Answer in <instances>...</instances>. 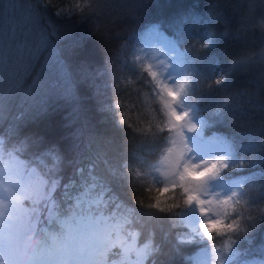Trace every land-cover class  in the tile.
I'll return each instance as SVG.
<instances>
[{
	"label": "trees",
	"instance_id": "16d2710c",
	"mask_svg": "<svg viewBox=\"0 0 264 264\" xmlns=\"http://www.w3.org/2000/svg\"><path fill=\"white\" fill-rule=\"evenodd\" d=\"M261 22L264 0H0V41L22 45L0 69L9 76L4 93L0 81V143L55 182L37 232H58L87 206L122 223L126 236L137 232L139 244L151 242L145 264H192L206 247L178 240L194 236L178 222L187 206L180 189L159 197L171 210L148 207L159 194L150 171L170 138L157 82L136 56L155 25L187 53L186 101L206 132L230 144L222 176L243 183L224 221L234 228L213 230L207 242L230 239L237 261L264 262ZM119 250L112 246L105 263L121 258Z\"/></svg>",
	"mask_w": 264,
	"mask_h": 264
},
{
	"label": "rangeland",
	"instance_id": "374dc122",
	"mask_svg": "<svg viewBox=\"0 0 264 264\" xmlns=\"http://www.w3.org/2000/svg\"><path fill=\"white\" fill-rule=\"evenodd\" d=\"M18 4V2H14ZM16 16L12 18L15 20ZM12 27V25H11ZM10 27V30H11ZM13 28V27H12ZM150 31L142 40V44L137 50V61L146 69L151 67L152 71L158 74V79L169 84L180 92L179 101L176 105L177 111L187 113L185 120L182 122L180 134L170 132V138L165 152L152 165L150 175L156 181V188L162 189L165 185L169 187L176 186L175 190L180 189L179 171L183 170L185 163L201 165L209 167L212 164H218L219 167L215 174H209L202 179V190L200 196L206 203L205 208L209 209L207 216H201L198 206L193 203L187 205L182 211H179L178 222L187 226L194 231V236H180V241H202L207 245L196 255L192 264H262L250 260H238L239 250L236 242L226 239L222 244L217 245L207 242V237L201 230L200 225L206 219H222L226 220L228 214L231 213L235 204L240 200V193L243 188L242 182L231 183L223 178L222 170L229 166L232 160V150L230 144L224 138L214 134L207 133L204 129V120L195 115L192 105L186 101L184 97L185 89L188 86L192 72L188 67L187 53L179 48L174 41L166 38L165 35L159 33L158 28L152 25ZM2 37V36H1ZM22 45L17 41H7L5 44L0 41V69L2 64L12 61L7 53L12 49L20 48ZM31 44H26V47ZM2 54L6 55V61L2 63ZM2 84V93L8 90V75H0ZM156 81V80H155ZM159 95L160 90H159ZM168 119V118H167ZM176 141L175 145L173 141ZM186 144L188 151L185 153L184 159L179 162L177 172L175 169L169 168V163L176 159L177 151L183 150V144ZM169 148L174 151L169 153ZM167 158V159H166ZM237 167V166H233ZM168 175L165 176L164 173ZM199 179V177H197ZM28 185L29 192L23 193L22 186ZM55 182H50L42 173L32 169H28L15 156H7L3 151L2 142L0 143V201L5 204L12 198L30 195L31 199L22 198L20 203L26 211H32L35 218V227L39 220L42 203L46 204L50 201V194L54 189ZM181 190V189H180ZM182 191V190H181ZM174 192V191H170ZM159 193L157 196L166 200V196L173 197V194ZM183 192V191H182ZM231 197L227 205H221L219 201ZM41 205V206H39ZM85 215L75 216L71 227L73 234L78 238L85 237L84 242L88 243V235L93 229H98V238L103 242L105 249V257L102 264H106L108 251L114 245H119V256L117 260H111L107 264H145L147 258L142 256V250L147 247L149 255L151 253V242L147 241L139 244L137 232H131L128 238L125 232L121 231L122 223L109 224L108 220L101 213H96L91 207L83 208ZM113 234V235H112ZM212 235V234H211ZM119 260H125L122 263ZM109 261V260H108Z\"/></svg>",
	"mask_w": 264,
	"mask_h": 264
},
{
	"label": "snow or ice",
	"instance_id": "6c2138e0",
	"mask_svg": "<svg viewBox=\"0 0 264 264\" xmlns=\"http://www.w3.org/2000/svg\"><path fill=\"white\" fill-rule=\"evenodd\" d=\"M146 70L156 80V86L160 90L161 104L165 110V116L168 118L166 125L167 132H175L179 135L182 122L187 116V113L178 112L176 108L180 92L169 84L159 80L158 74L152 71L150 66ZM220 82V80L216 81L217 84ZM0 112H2V109H0ZM157 127L161 131H164V128ZM175 143L176 141L174 140L173 144L175 145ZM168 151L171 153L174 149L169 148ZM187 151V146L184 143L183 150L177 151V157L169 163V168L175 169L177 172L179 162L184 159ZM218 167V164L202 167L201 165L185 163L183 170L179 171L178 174L179 180L181 181L179 188L183 191L185 197L184 204L191 205L195 203L200 210L201 216L204 217L209 214V209L205 208L204 205L206 203H212V201H205L200 196L202 179L209 174H215L214 170H217ZM164 175L167 176L168 173L165 172ZM175 187L165 185L162 189L158 188L156 191L158 193H168L175 191ZM29 190L28 185L22 186L21 191L23 193H27ZM22 198L31 199V196L16 197L13 195L7 204L0 201V264H17V244L30 240L36 235H41L36 230V221L32 215V211H26L20 203ZM231 199V197H228L219 201V203L221 205H227ZM148 207L160 212H167L175 207V205L161 206L158 196L156 203L149 204ZM60 224L61 227L58 232H43V234L57 233L58 242L56 244H46L35 264H102L105 257V249L103 242L98 238V229H93L89 233L87 237L88 243H85V237L81 236L78 238L73 234V229L69 221H61ZM234 226L235 221L233 224L225 225L222 219H206L201 223L200 228L207 237L211 238L213 230L219 232L224 228H234ZM142 256H149L147 247L142 250Z\"/></svg>",
	"mask_w": 264,
	"mask_h": 264
},
{
	"label": "clouds",
	"instance_id": "9594fccd",
	"mask_svg": "<svg viewBox=\"0 0 264 264\" xmlns=\"http://www.w3.org/2000/svg\"><path fill=\"white\" fill-rule=\"evenodd\" d=\"M260 29L264 31V22H261ZM57 237V233H45L19 242L17 244V264H35L45 245L56 244Z\"/></svg>",
	"mask_w": 264,
	"mask_h": 264
}]
</instances>
